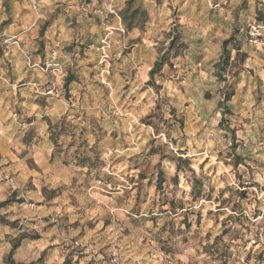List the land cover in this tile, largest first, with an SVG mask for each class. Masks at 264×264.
<instances>
[{"label":"clouds","instance_id":"9594fccd","mask_svg":"<svg viewBox=\"0 0 264 264\" xmlns=\"http://www.w3.org/2000/svg\"><path fill=\"white\" fill-rule=\"evenodd\" d=\"M0 264H264V0H0Z\"/></svg>","mask_w":264,"mask_h":264}]
</instances>
